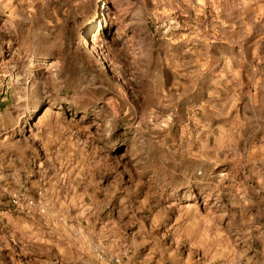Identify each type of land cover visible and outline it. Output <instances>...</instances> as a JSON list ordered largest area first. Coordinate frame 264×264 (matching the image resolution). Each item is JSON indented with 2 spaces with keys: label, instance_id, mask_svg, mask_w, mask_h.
I'll return each mask as SVG.
<instances>
[{
  "label": "rangeland",
  "instance_id": "obj_1",
  "mask_svg": "<svg viewBox=\"0 0 264 264\" xmlns=\"http://www.w3.org/2000/svg\"><path fill=\"white\" fill-rule=\"evenodd\" d=\"M0 264H264V0H0Z\"/></svg>",
  "mask_w": 264,
  "mask_h": 264
}]
</instances>
